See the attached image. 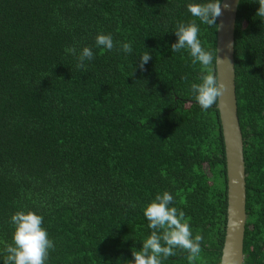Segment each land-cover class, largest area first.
<instances>
[{
	"label": "trees",
	"instance_id": "trees-1",
	"mask_svg": "<svg viewBox=\"0 0 264 264\" xmlns=\"http://www.w3.org/2000/svg\"><path fill=\"white\" fill-rule=\"evenodd\" d=\"M189 2L0 0V251L12 243L11 215L24 208L44 217L54 241L47 264H122L149 232L143 206L168 191L202 250L189 262L176 249L164 264H221L228 197L220 115L217 103L202 111L189 91L200 66L170 50L176 22L195 19ZM255 2L240 0L234 44L243 264H264V21ZM200 28L215 53L216 28ZM98 32L130 43L132 53L97 49ZM72 46L92 48L85 69L65 53ZM144 52L152 58L141 71Z\"/></svg>",
	"mask_w": 264,
	"mask_h": 264
},
{
	"label": "clouds",
	"instance_id": "clouds-1",
	"mask_svg": "<svg viewBox=\"0 0 264 264\" xmlns=\"http://www.w3.org/2000/svg\"><path fill=\"white\" fill-rule=\"evenodd\" d=\"M255 3L258 4L255 16L264 21V0H256ZM222 5L224 8L229 7L225 0H191L186 4V9L195 19L177 21L172 30L176 40L170 45L171 53L184 50L191 57V63L200 66L198 82L191 83L189 91L202 111L215 105L226 89V85L216 74L214 65L221 60L229 61L218 55V49L214 53L203 46L200 38V25L219 30L217 19L222 15ZM94 46L107 51L119 46V50L125 54L133 51L130 43L114 44L112 35L104 32L96 34ZM65 53L75 57L77 69H85L86 62L94 58V52L89 46H84L79 51L74 46L67 47ZM151 58V52H144L138 57L137 66L141 71ZM173 201V195L163 191L143 206L142 214L149 232L139 249H131L132 258L124 259L122 264H164L169 257L176 255V249L186 250L189 262L200 255L202 236L193 235L189 219L183 210L173 206ZM129 207L135 208L136 204L130 201ZM10 223L13 226L12 243L6 244L0 251V262L47 264L49 253L54 250L55 244L44 227V217L31 209L21 208L11 215Z\"/></svg>",
	"mask_w": 264,
	"mask_h": 264
},
{
	"label": "water",
	"instance_id": "water-1",
	"mask_svg": "<svg viewBox=\"0 0 264 264\" xmlns=\"http://www.w3.org/2000/svg\"><path fill=\"white\" fill-rule=\"evenodd\" d=\"M229 7L222 5V15L218 18V55L225 60L216 63V74L224 82L226 89L217 101L225 142L227 163V225L221 264L244 263V238L246 231V170L244 143L238 118L235 83L234 44L235 27L239 2L225 0Z\"/></svg>",
	"mask_w": 264,
	"mask_h": 264
}]
</instances>
